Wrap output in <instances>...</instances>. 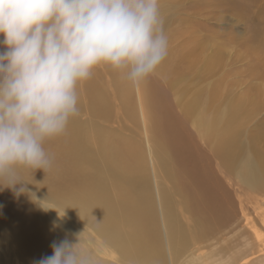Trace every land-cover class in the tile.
Segmentation results:
<instances>
[{"label": "rangeland", "instance_id": "1", "mask_svg": "<svg viewBox=\"0 0 264 264\" xmlns=\"http://www.w3.org/2000/svg\"><path fill=\"white\" fill-rule=\"evenodd\" d=\"M160 8L168 54L178 73L161 71V63L134 86L124 79L125 93L132 87V118L125 116L118 97L111 116L96 115L85 95L75 117L113 134L114 157H122L127 139L140 142L152 197L144 199L142 193L133 198L135 208L122 203V197L130 195L115 189L113 179L103 181L99 166L89 156L83 158L89 148L75 131H65L44 144L55 172L25 173L35 183L28 187L40 198L49 197L50 209L40 208L25 195L5 202L0 192V210L10 228L9 232L0 229V264H34L52 254L53 242H75L80 233L96 264H139L147 238L168 256L165 264H264V194L246 199L247 214L241 212L246 185L264 188V178L253 170L257 161H264V0H160ZM93 72L98 74L82 82L83 89L95 76L112 80L108 66ZM148 104L151 117L146 112ZM187 105H191L189 117L183 112ZM215 113L218 121L211 125ZM226 118L229 121L224 124ZM226 128L236 138L232 158L220 153ZM165 152L167 159L160 162ZM73 155L78 162H69ZM61 201L93 212L97 222L105 223L104 231L99 234L97 226L89 225L86 214L78 217L66 211L70 205L62 206ZM170 210L173 217L168 218ZM127 212L135 216L133 220H127ZM40 215L42 222L38 230L36 225L33 229L39 233L30 234L24 220L31 222ZM113 226H120L119 239L130 249L123 252L122 246L104 242L102 236ZM201 226L207 228L198 229ZM182 227L197 229L187 237Z\"/></svg>", "mask_w": 264, "mask_h": 264}, {"label": "clouds", "instance_id": "2", "mask_svg": "<svg viewBox=\"0 0 264 264\" xmlns=\"http://www.w3.org/2000/svg\"><path fill=\"white\" fill-rule=\"evenodd\" d=\"M0 36V192L47 210L25 173L52 167L44 144L79 115L94 69H120L134 86L164 61L160 0H0ZM51 248L34 264H96L81 233Z\"/></svg>", "mask_w": 264, "mask_h": 264}, {"label": "bare ground", "instance_id": "3", "mask_svg": "<svg viewBox=\"0 0 264 264\" xmlns=\"http://www.w3.org/2000/svg\"><path fill=\"white\" fill-rule=\"evenodd\" d=\"M171 62V63H170ZM176 63L173 61V58H171L170 54L166 56L164 61L161 64V67L159 66L160 70L168 73V72H176ZM109 72L111 73L112 80L106 81L102 77L99 78L98 76H95L91 80L88 81L86 89L82 90L81 86H78V92H79V101L81 100V95H85L90 103L91 111H93L96 115L97 113L100 115L111 116L109 115V112L114 109V98H117L120 100V104L124 107L126 110V115L129 118H132L134 116V113L130 111L131 108L130 102V91L132 87L129 88L128 92L125 93L124 90V78H123V72L120 69H113L111 67H108ZM94 73V72H93ZM97 73V72H95ZM94 73V74H95ZM178 73V72H176ZM98 74V73H97ZM100 74V73H99ZM108 82V83H107ZM80 87V88H79ZM114 88L113 93L115 97H113L111 93V89ZM80 90V91H79ZM83 92V94H81ZM196 98V96H193ZM84 98V97H83ZM147 114L151 117L152 111L150 108V105L148 104L147 108ZM185 116L189 117L191 115V105H187L184 109ZM113 114V113H112ZM93 121V120H92ZM152 122V118L150 119ZM200 121V120H199ZM218 121V113H215L211 119L210 124L213 125ZM229 121V118H226L224 121V124H227ZM96 124V123H95ZM65 131H75L80 141L82 142L83 146L86 148H89L85 151L83 158L86 156H89L92 160V164H97L102 172V180H108L113 179V187L115 189H123L125 193L130 195L128 198L127 196L122 197L121 200L122 203L129 205L130 207L135 208V202L133 201V198L141 197L143 193V198L146 199V197H152V190L151 187L148 186L149 183V177H148V164L146 160V155L144 154V149L141 146L140 142L137 143L133 140L127 139L128 145L125 149L121 150L120 153H122V157H114L112 155V144H113V134L110 131H106L103 128L93 126L91 124H83L80 121H78L76 118H72L66 128ZM222 140L221 146H220V153L224 155L225 157L232 158L234 154V150L236 147V138L233 131H231L229 128H226V134H222L220 137ZM163 144V142H162ZM109 148V150L107 149ZM84 149V148H82ZM167 153L165 152V156L161 153L159 156L160 162L163 160H166ZM79 159L72 156L71 160L69 162H78ZM169 161V160H168ZM170 163V162H168ZM51 171L53 170V166L50 168ZM168 169L166 168V171ZM254 173L259 178H264V161L260 160L257 161L254 165ZM43 171V170H37L35 171L34 175L32 173H28V175L36 176L39 175L37 172ZM171 172V171H170ZM167 174H170L167 172ZM31 180H34V178L30 177ZM38 181H41L40 178H36ZM35 179V181H36ZM147 182V186H146ZM102 183L96 187L98 189ZM32 186V185H31ZM247 191L248 193H245V197H241V212L244 213L243 215L247 214V204L246 201L252 197V195L257 194H264V188L252 184H247ZM264 186V185H263ZM145 187V188H143ZM32 188V187H31ZM95 192V191H94ZM99 194L107 196V193H101V191H98ZM97 191L95 192L96 195ZM177 193V192H176ZM2 198H4L5 202H11L14 201L13 194L10 190L5 189L4 193L1 192ZM130 197L132 199H130ZM27 199H29L27 197ZM127 199V200H125ZM247 199V200H246ZM126 202V203H125ZM248 202V201H247ZM264 202V201H263ZM61 205H70L64 201H61ZM249 203V202H248ZM64 204V205H63ZM168 207V205H167ZM28 209V207L26 208ZM19 210V209H17ZM16 210V212L19 214V212ZM66 211H71L72 213H76V216H85L87 215V223L92 226H97V230L100 234V232L104 231V224L103 222H97L94 219V213L93 212H87L81 209L73 208L71 205L69 207H65ZM246 212V213H245ZM129 215V219L127 220H133L135 216H132L129 212H127ZM29 216V215H28ZM31 217V215H30ZM168 218L173 217L171 210L169 211ZM244 217V216H243ZM247 217V215H246ZM244 217V219L246 218ZM29 218V217H28ZM253 218V217H252ZM262 221L264 223V215H261ZM31 222L27 220L26 222L24 220L23 224L25 225V229L27 232L32 234L33 232L39 233V231H34L35 225L38 227L40 226L42 222V216L40 215L38 219L31 218ZM243 219V218H242ZM254 221V220H253ZM9 219L0 210V229L2 227V232H9L10 228L8 225ZM8 228V229H7ZM206 226H201L198 229L204 230L206 229ZM197 228L195 227H182L181 233L185 236H190L191 234L196 231ZM7 234V233H6ZM123 231L121 230L120 226H113L111 231L107 232L106 235L102 236V239L104 242H106L109 246H114V243L122 246V251H126L130 249L129 246H123L122 242L120 241L119 237L122 236ZM252 234V233H251ZM32 237V236H31ZM33 238V237H32ZM15 239V238H14ZM137 237L132 239V242H136ZM257 242V241H255ZM258 246V245H257ZM261 246V245H260ZM254 247V246H252ZM256 247V246H255ZM247 248V247H246ZM249 249L251 248L248 247ZM257 249V248H256ZM243 250V249H242ZM247 250V249H246ZM252 250V249H251ZM250 250V251H251ZM249 251V252H250ZM246 252V251H242ZM248 253V252H247ZM163 254V255H162ZM240 254V252L238 253ZM242 254V253H241ZM165 257H168L164 254V251H158L157 248L154 247V242L151 241L149 238H147V244L143 245L142 253L139 257V264H165L164 259L167 260ZM247 257V254L245 255ZM169 261L171 260V256H169Z\"/></svg>", "mask_w": 264, "mask_h": 264}]
</instances>
